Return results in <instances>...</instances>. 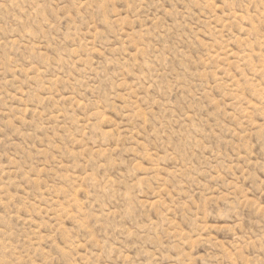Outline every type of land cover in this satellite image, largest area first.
Instances as JSON below:
<instances>
[{
	"label": "rangeland",
	"instance_id": "1",
	"mask_svg": "<svg viewBox=\"0 0 264 264\" xmlns=\"http://www.w3.org/2000/svg\"><path fill=\"white\" fill-rule=\"evenodd\" d=\"M0 264H264V0H0Z\"/></svg>",
	"mask_w": 264,
	"mask_h": 264
}]
</instances>
